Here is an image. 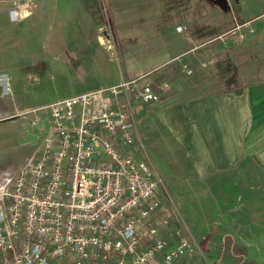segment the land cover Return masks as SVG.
<instances>
[{
	"label": "crops",
	"instance_id": "0c3cea01",
	"mask_svg": "<svg viewBox=\"0 0 264 264\" xmlns=\"http://www.w3.org/2000/svg\"><path fill=\"white\" fill-rule=\"evenodd\" d=\"M46 1L37 0L34 13ZM103 1L109 5L111 22L105 23L122 63L107 85L86 92L146 74L159 96L156 102L134 101L129 107L135 122L133 151L149 162L165 187L160 207L146 226H157L163 234L160 220L170 214L172 227H179L194 247L184 258H199L183 264H255L264 241V40L259 36L264 23H253L254 32L242 42L228 36L224 42L205 43L229 31L235 21L259 18L264 9L253 15L249 0H67V32L79 33L73 13L80 11L78 24H90L97 36ZM0 5L8 24L35 20L33 16L11 22L8 4ZM177 27L184 30L177 32ZM240 44L247 45L230 50ZM223 45H228V52L216 55ZM250 53L262 58L250 59ZM179 56L190 68L197 56L206 58L202 63L213 60L207 77L184 82L176 74L180 64H172ZM244 56L247 61L236 65ZM229 67L235 71L227 75ZM153 73L160 76L153 80ZM217 76L235 83L217 84ZM54 102L14 113L26 127L27 139L29 122L42 120V108ZM43 131L41 122L32 137L35 144ZM22 164L0 166L3 179ZM218 247L220 257L214 259L211 252Z\"/></svg>",
	"mask_w": 264,
	"mask_h": 264
},
{
	"label": "built area",
	"instance_id": "2783aa9c",
	"mask_svg": "<svg viewBox=\"0 0 264 264\" xmlns=\"http://www.w3.org/2000/svg\"><path fill=\"white\" fill-rule=\"evenodd\" d=\"M34 2L0 0L8 4L11 22L28 17ZM256 19L235 21L209 43L228 36L242 42ZM174 61L193 74L182 56ZM158 100L142 74L42 108L44 118L29 122L31 136L44 124L32 155L0 182V264H178L194 252L170 214L160 220L163 234L145 223L160 207L165 187L133 151L129 107Z\"/></svg>",
	"mask_w": 264,
	"mask_h": 264
},
{
	"label": "rangeland",
	"instance_id": "374dc122",
	"mask_svg": "<svg viewBox=\"0 0 264 264\" xmlns=\"http://www.w3.org/2000/svg\"><path fill=\"white\" fill-rule=\"evenodd\" d=\"M36 1L29 9L28 16V19L35 16L34 21L11 25L6 22L3 12H0V166L3 168L24 163L34 151L35 139L31 135L27 139L24 134L26 127L22 126L14 113L25 109L36 110L50 102L107 85L122 63V57L114 52L116 50L107 26L111 22V16L106 1H103L100 8L101 24H98L100 30L97 31V36L90 31V24H78L79 19L83 17L80 11H76L77 15L73 13L77 22L74 27L75 30L79 28V33L67 32V0H47L45 4L40 5L38 13H34ZM249 2L252 4L253 15H260L264 9V0ZM1 8L3 10L4 6L0 5ZM262 20L256 19L253 25L263 24ZM80 31L84 33L80 34ZM260 33V39L264 40V29L260 30ZM245 45L247 44L236 47L234 45L230 50H240L243 49L241 46ZM227 46H219L221 52L217 50L216 55L228 52ZM254 54L250 53V59L262 58ZM174 59L172 64H178ZM247 59V56L242 57L241 62L238 61L236 65L245 63ZM204 60L205 57L197 56L194 65L191 64L194 77H186L181 67H177L176 74L184 77V82L189 84L203 80L209 74V70L200 65ZM226 70V73L221 71L227 75L235 71L231 67ZM222 72L219 74L222 75ZM158 76L160 73L151 74L153 80ZM219 77H216L217 84L235 83V80L229 81ZM160 80L164 81L162 78ZM121 147L126 149L122 144ZM2 179L3 172L0 171V181ZM168 192L175 194L172 189H168ZM261 246L257 250L260 257L256 259L255 264H264V241ZM220 253L218 247L212 250L211 256L217 259ZM198 259V256L192 255L182 259L180 264L184 261L195 263Z\"/></svg>",
	"mask_w": 264,
	"mask_h": 264
}]
</instances>
